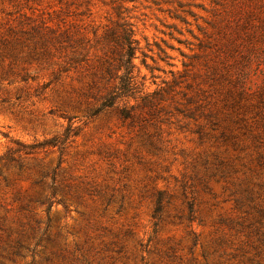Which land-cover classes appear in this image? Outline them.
I'll return each mask as SVG.
<instances>
[{
    "label": "rangeland",
    "instance_id": "1",
    "mask_svg": "<svg viewBox=\"0 0 264 264\" xmlns=\"http://www.w3.org/2000/svg\"><path fill=\"white\" fill-rule=\"evenodd\" d=\"M258 20L264 0H0V264H264V120L235 144L195 111L219 27Z\"/></svg>",
    "mask_w": 264,
    "mask_h": 264
},
{
    "label": "trees",
    "instance_id": "2",
    "mask_svg": "<svg viewBox=\"0 0 264 264\" xmlns=\"http://www.w3.org/2000/svg\"><path fill=\"white\" fill-rule=\"evenodd\" d=\"M219 28L221 29L223 38L226 40V42H215L216 44L221 45L217 51L216 57L219 59L220 65L223 69L219 71L214 68H207L206 81L209 88L214 90L212 92L213 96L211 97L210 104L197 105L196 103L195 111L198 112L199 117L204 118L206 122L211 126H215V128L224 125L223 128L225 129L222 131V137H225L226 140L232 137L237 140L235 141L237 142L235 144H238L239 140L236 138L239 134L245 133L256 141L253 126L257 124L256 121L258 119L262 118V120H264V107H257L248 102V94L244 89L246 82V70L244 69V66L257 59L258 55L254 50V47H252L251 51H253L255 55L243 54L241 52V47L252 45L254 42L264 44V20H258V25L252 27L247 21L242 22L240 25H237L236 28L232 29L231 32H228V36L227 34H223V26H220ZM125 32L126 33L122 35L117 43V46L119 47L118 55L120 57L119 62L130 67H126V82L124 80L123 85H121V87H116L115 89H129L130 80L132 79L128 76L131 74L130 70L133 68L132 62L134 61L138 50L135 46L137 42L134 40L133 33L131 31ZM58 42V37L55 36L50 43L52 49L57 50ZM211 45L213 44L209 42L206 44L205 48ZM218 45L214 46L217 47ZM230 60H233V64L229 62ZM234 68L237 69V71H232ZM223 89L228 90L224 91ZM192 102V104H194L195 99ZM128 111L127 108H122L120 110L121 118L124 120H133V116ZM203 134L204 132L201 136H203ZM260 144H258V147H261ZM218 160L221 167L225 166L224 163L226 162L223 159Z\"/></svg>",
    "mask_w": 264,
    "mask_h": 264
}]
</instances>
